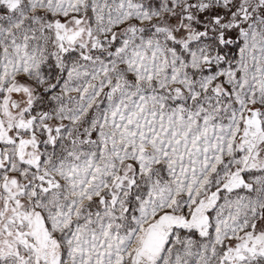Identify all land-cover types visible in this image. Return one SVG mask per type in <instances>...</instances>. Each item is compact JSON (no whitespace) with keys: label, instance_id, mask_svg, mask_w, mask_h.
<instances>
[{"label":"snow or ice","instance_id":"snow-or-ice-1","mask_svg":"<svg viewBox=\"0 0 264 264\" xmlns=\"http://www.w3.org/2000/svg\"><path fill=\"white\" fill-rule=\"evenodd\" d=\"M0 264H264V0H0Z\"/></svg>","mask_w":264,"mask_h":264}]
</instances>
